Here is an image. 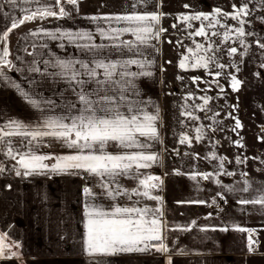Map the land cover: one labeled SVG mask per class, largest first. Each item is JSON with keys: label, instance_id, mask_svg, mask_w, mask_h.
Masks as SVG:
<instances>
[{"label": "snow or ice", "instance_id": "obj_1", "mask_svg": "<svg viewBox=\"0 0 264 264\" xmlns=\"http://www.w3.org/2000/svg\"><path fill=\"white\" fill-rule=\"evenodd\" d=\"M10 2L16 4L17 0H10ZM34 2L39 3V0H24L26 4ZM79 2L80 0H50V3L34 10L24 9L25 15L19 19L13 18L11 26L0 34V40H6L13 29L27 21L48 17L57 19L70 17L71 13L66 5H71L73 10H78ZM148 3L149 0H133L131 5L133 11L130 13L106 14L103 17L91 16L90 19L94 21L100 19L115 21L123 26H110L108 29L98 27L97 32L100 37L110 43L107 45L94 43L84 45L92 53V56L90 59L77 61L78 67L70 61L63 60H59L53 65L60 69L57 74L68 80L77 97V101L67 105L66 114L44 115L41 110V119L36 124L11 120L0 127V145L7 147L6 155L16 161L17 176H31L50 171L57 174L83 172L97 178V186L101 191L94 192L93 187L85 185L82 189L83 194L93 200L97 198L103 200L106 197L110 203L107 207L102 203L85 204L83 244L86 255L92 258L89 264H107V261L96 259V257L112 256L118 253L146 252L152 248L162 253L168 251L163 236L166 225L160 218L163 213L159 208L136 207V202H133V206H121L114 202L118 196H128L131 199L132 195L157 202L162 201V197L154 192L159 189L163 181L158 176L145 175L141 172L142 169H148L160 160L158 153L149 151L152 142H162L158 128L159 109L155 113L149 112L144 101L129 98L130 96H139L135 81L140 77L152 75V72L145 70L153 63L145 55L146 49L152 46L151 41L158 38L161 32L167 31L163 28H156L162 14L141 13L136 10L139 5L147 6ZM184 7L189 8L190 6L185 4ZM232 8L231 13L223 12L217 7L212 13L198 12L182 15L180 19L185 22L201 21L200 27L189 33L190 36L204 37L211 41L212 37H219L221 33L209 30L220 25L226 29L222 34L223 41H228L231 38L230 33L234 32L240 45L243 46L245 45L244 38L252 35V33H246L244 28L245 23H250L245 18L251 15V10L247 3L239 6L233 4ZM221 18H231L237 21L239 26L228 27L226 24H221ZM259 19L261 23H264V17ZM176 26V24L172 25L173 28ZM188 27L192 28L191 23L188 24ZM36 34L35 31L29 33V35ZM63 35L71 37L73 33L65 32ZM125 35H130L134 39H122ZM76 37L92 40V35L88 32L76 33ZM193 42L196 51L194 52L191 47L187 49L194 59V63L191 65L193 68L207 69L210 63H216V66L220 68L225 67L218 63L214 55H207V53H214L218 50L214 46L215 42H209L207 46ZM256 43L264 49V44L259 41ZM106 48L111 49L112 56L105 52ZM201 51L204 55L198 54ZM237 52L236 47L228 49L229 55H235ZM9 54L7 48L0 51V65L11 63L7 60ZM188 60L189 56L185 55L179 62V67L187 68ZM132 66H135L139 71H132ZM33 70L41 71L40 68ZM3 75L4 73L0 71V76ZM220 75L219 72L215 73L217 77ZM193 79L199 80L200 78ZM240 83L236 76L231 77L233 91L238 90ZM86 84H95L96 87L89 89L84 87ZM21 95L34 108L40 109V103L37 100L24 92ZM200 99L204 101V104L200 106L203 110L211 97L204 96ZM182 115L197 119L189 111H185ZM235 127H242L238 119ZM195 131L197 132L195 139L199 141L202 138L199 134L201 128L198 127ZM12 137H20V144L27 150L21 151L14 148ZM45 138L59 141L74 151L67 155L38 154L36 147L43 143ZM186 142L191 143L189 136L181 134L180 143ZM236 143L239 144V141ZM240 146L243 147V145ZM113 147L116 151L109 150ZM213 159H216L215 154H213ZM224 159L221 158V168H223ZM49 160L53 162L47 163ZM236 162L242 163L239 158ZM3 171L5 169L0 167V172ZM226 174L233 175L232 172ZM200 175L204 179H209L212 174L200 173ZM241 175L247 176V173H241ZM121 177L135 179L138 181V187L130 190L125 188L120 183ZM192 178L195 179L196 176L194 175ZM244 183L246 186L241 191L247 193L251 184L248 180H245ZM229 191H233V189H229ZM256 192L257 195L251 198H241L238 202L246 206L260 205L261 208H264V185H261ZM217 196L224 199L221 193H217ZM191 203L203 204L206 201H191ZM213 203L215 204L216 201L213 200ZM191 223L195 225L196 221ZM236 227L239 231L248 233V250L249 252L254 251L253 245L256 242L253 235L256 230ZM212 230L228 231L229 228L227 226L218 229L214 227ZM5 239L6 234L0 233V258L18 256V253L10 251L11 246L5 243ZM6 250L10 252L8 257H4ZM168 264H172L171 258H169Z\"/></svg>", "mask_w": 264, "mask_h": 264}, {"label": "rangeland", "instance_id": "obj_2", "mask_svg": "<svg viewBox=\"0 0 264 264\" xmlns=\"http://www.w3.org/2000/svg\"><path fill=\"white\" fill-rule=\"evenodd\" d=\"M153 2L155 12L162 14L161 28L167 30L160 33V126L165 175L158 193L160 191L163 194L166 202L168 252L184 254L208 250H247L248 233L239 231L236 226L255 229L253 239L256 247L253 245L255 250L251 253L264 251V208L260 205L246 206L238 202L241 198L257 195L256 190L264 185V67H261L264 65V49L256 43L259 41L264 44V23L259 19L264 17V3L262 0ZM245 3L248 4L251 15L245 18L250 23H245L244 28L246 33L252 35L244 38L243 46L234 32L230 33L231 38L228 41H223L222 34L226 29L220 25L209 30L221 33L219 37H212L211 41L204 37L190 36L189 33L200 27L201 21L185 22L180 19L182 15L212 13L217 7L223 12L231 13L233 4L239 6ZM185 4L190 7L185 8ZM189 23L192 28L188 27ZM173 24L177 26L173 28ZM221 24L228 27L239 26L237 21L231 18H221ZM20 33L19 29L9 36L10 45L17 41ZM193 41L205 46L209 42H215L214 46L218 50L207 55H214L218 63L225 67L220 68L216 63H210L207 69L193 68L191 65L194 59L192 54L187 52L189 47L196 51ZM230 47H236L237 54L229 55ZM198 54L204 55L202 51ZM185 55L189 56L186 62L188 67L181 69L179 62ZM13 71L14 69L10 72ZM217 72L221 73L219 77L215 76ZM232 76H236L241 82L236 91L231 87ZM196 77L200 79L194 80ZM204 96L211 99L201 110L200 106L204 101L200 98ZM11 97L9 94L4 97L0 92L1 101L6 98L8 102ZM10 100L12 102V99ZM185 111L192 112L197 119L182 115ZM30 115L33 117L30 113L7 112L0 106V118L2 122L5 121L4 124L11 120L30 124L23 117ZM237 119L242 125L240 128L235 127ZM198 127L201 128L199 134L202 137L199 141L195 139V129ZM181 134H187L191 143L181 144ZM44 147H49V138L44 139ZM213 154L216 159H213ZM221 158H225L223 168L220 167ZM237 158L242 163L238 164ZM227 172H232L233 175L229 176ZM200 173L212 175L209 179H204ZM241 173H247V176H242ZM194 175L195 179L192 178ZM245 180L251 184L247 193L241 191L246 186ZM217 193H221L224 199L218 197ZM213 200L216 201L215 204ZM210 204L216 208H209ZM192 221H196V224L193 225ZM225 226L229 228L228 231L212 230L214 227L218 229ZM186 228L188 230H184ZM0 232L6 234L1 230ZM13 240L20 244L22 251V243ZM0 262L26 264L23 252L20 259L0 258ZM179 264H196V261H179Z\"/></svg>", "mask_w": 264, "mask_h": 264}, {"label": "crops", "instance_id": "obj_3", "mask_svg": "<svg viewBox=\"0 0 264 264\" xmlns=\"http://www.w3.org/2000/svg\"><path fill=\"white\" fill-rule=\"evenodd\" d=\"M47 3H50V0H39V3L28 4L24 3V0H17L16 4H12L10 0H0V34L11 26L13 18L19 19L25 15L24 9L34 10ZM132 3L133 0H80L78 10L66 5L71 13L70 17L62 19L48 17L25 22L19 28L21 32L19 38L11 45L13 73L0 65V71L4 73L0 76V92L4 97L6 94L13 97L10 98L13 103L10 99L7 102L6 98L0 100V103L2 102L0 106L4 107V111L33 114V117L23 116L30 124H36L41 119V110L43 114L49 115L66 114L67 105L77 101V97L68 80L57 74L60 69L53 65L59 60L70 61L76 65L77 61L90 59L92 53L84 45L110 43L100 37L97 28L123 26L115 21L102 19L94 21L90 17L130 13L133 11ZM136 10L141 13L155 12L153 0H149L147 6L139 5ZM162 24L161 16L156 28H161ZM32 31L37 34L29 35ZM65 32H71L73 36L63 35ZM79 32L91 33L92 40L77 38L76 33ZM122 39L134 38L125 35ZM151 45L146 49L145 55L153 63L145 70L152 72V75L138 78L135 84L139 96L129 98L144 101L149 112L155 113L159 109L160 117L162 104L160 34L151 41ZM3 48H6L5 40H0V51ZM105 52L112 56L111 49L106 48ZM35 68H40L41 71L36 72L33 70ZM131 70L139 71L135 66H132ZM84 87L92 89L96 85L86 84ZM22 92L37 100L40 109L29 104L21 95ZM4 123L5 121L2 122L0 118V127H3ZM158 128L162 141L160 120ZM20 139V137H12V146L26 151L27 149L20 144ZM49 145L44 147L43 141L36 147L37 153L67 155L74 151L50 138ZM109 150L116 151L114 147ZM149 151L158 153L160 160L148 169H142L141 172L145 175L158 176L162 180L165 175L162 142H152ZM6 152L7 147L0 145V167L5 169L0 172V230L22 243L26 264H89L92 258L86 255L83 244L85 204L102 203L107 207L110 203L106 197L103 200L99 198L93 200L83 194L82 189L85 185L93 187L94 192L101 191L97 186V178L83 172L57 174L50 171L31 176H17L16 161L8 157ZM49 161V164L53 162ZM120 183L129 190L138 187V181L135 179L121 177ZM158 190L154 194L162 197L160 202L137 195H132L131 199L128 196H118L114 202L121 206H133V202H136V207L159 208L163 213L160 218L166 225L163 236L164 243L168 247L166 202L163 194L160 191L158 193ZM209 208L216 207L210 204ZM169 258L172 264L192 260H195L196 264H264V251L251 253L248 249L239 252L208 250L182 254L168 251L162 253L152 248L146 252L96 257L107 261V264H168ZM0 264L13 263L0 262Z\"/></svg>", "mask_w": 264, "mask_h": 264}, {"label": "trees", "instance_id": "obj_4", "mask_svg": "<svg viewBox=\"0 0 264 264\" xmlns=\"http://www.w3.org/2000/svg\"><path fill=\"white\" fill-rule=\"evenodd\" d=\"M27 22H28V21H27ZM22 26H23V25H21V26L15 28V29H13V30L8 34L7 39L5 40L6 48L8 49V51H9V53H10L9 56L7 57V60L11 61V63L8 64V65H2V66L5 67L6 69H8L9 71H12L13 67H12V51H11V45H10V42H9L8 38H9V36H10L15 30L21 28ZM0 233H1V232H0ZM3 234H4V233H3ZM5 243H6L7 245H10V246H11L10 251H11V252H16V253H18V256H16V257H12V258H2V259H4V260H9V259H20V258H22V251H21V248H20V244H19L17 241L13 240V239L10 238L8 235H6ZM17 245H18V246H17ZM9 255H10V252H9L8 250H6L5 253H4V257H8ZM21 264H23V263H21Z\"/></svg>", "mask_w": 264, "mask_h": 264}, {"label": "built area", "instance_id": "obj_5", "mask_svg": "<svg viewBox=\"0 0 264 264\" xmlns=\"http://www.w3.org/2000/svg\"><path fill=\"white\" fill-rule=\"evenodd\" d=\"M255 246V245H254ZM256 247V246H255Z\"/></svg>", "mask_w": 264, "mask_h": 264}]
</instances>
